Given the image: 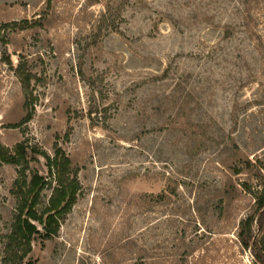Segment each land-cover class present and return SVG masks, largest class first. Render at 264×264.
<instances>
[{"label": "rangeland", "instance_id": "obj_1", "mask_svg": "<svg viewBox=\"0 0 264 264\" xmlns=\"http://www.w3.org/2000/svg\"><path fill=\"white\" fill-rule=\"evenodd\" d=\"M0 142L78 180L33 264H264V0H0ZM17 170L0 161V259Z\"/></svg>", "mask_w": 264, "mask_h": 264}, {"label": "trees", "instance_id": "obj_2", "mask_svg": "<svg viewBox=\"0 0 264 264\" xmlns=\"http://www.w3.org/2000/svg\"><path fill=\"white\" fill-rule=\"evenodd\" d=\"M24 22L27 23L26 20ZM7 62L11 63L10 58H7ZM14 72L25 96V123L31 116L28 105L33 97L31 81L35 76L23 60H19ZM38 155L46 159V174L29 166L31 160L37 161ZM0 161L12 164L18 169L11 189L15 206L9 230L5 235L4 255L0 264H33L30 255L32 243H43L57 234L62 218L76 201L78 180L68 156L59 155L57 151L52 156H45L38 149L28 147L22 142L17 143L13 150L0 142ZM45 190H50L46 201L43 200ZM254 204L259 215L264 216V188L255 196ZM253 221L254 213H250L239 222L237 236L243 247L249 246ZM260 251H264V235ZM256 255L261 259L262 256Z\"/></svg>", "mask_w": 264, "mask_h": 264}]
</instances>
